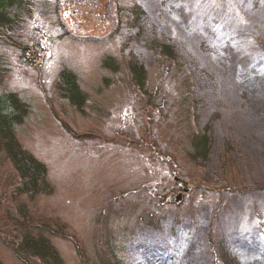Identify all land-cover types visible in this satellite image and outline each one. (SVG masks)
Listing matches in <instances>:
<instances>
[{
    "label": "rangeland",
    "instance_id": "374dc122",
    "mask_svg": "<svg viewBox=\"0 0 264 264\" xmlns=\"http://www.w3.org/2000/svg\"><path fill=\"white\" fill-rule=\"evenodd\" d=\"M3 13L0 95L28 105L14 132L49 188L21 192L0 146V264H49L40 239L60 264H264V0Z\"/></svg>",
    "mask_w": 264,
    "mask_h": 264
},
{
    "label": "trees",
    "instance_id": "16d2710c",
    "mask_svg": "<svg viewBox=\"0 0 264 264\" xmlns=\"http://www.w3.org/2000/svg\"><path fill=\"white\" fill-rule=\"evenodd\" d=\"M11 4L12 0H0V20L5 16L3 10ZM163 48L164 50L167 49L166 47ZM166 52L170 51L166 50ZM140 73L141 70L136 73L139 81L142 76ZM59 89L64 97L68 98L79 109H82L85 96L78 86L76 76L72 72L63 70L60 73ZM27 113L28 105L20 100L15 93L10 92L6 95H0V146L20 176V191L35 195L40 192H47L49 183L46 180V166L22 148L14 132V126L23 122V118ZM25 243H27V246L23 244L24 248H29L36 255L45 257L49 264H60L56 253L49 246H45L41 239L34 242L25 241Z\"/></svg>",
    "mask_w": 264,
    "mask_h": 264
},
{
    "label": "water",
    "instance_id": "95a60500",
    "mask_svg": "<svg viewBox=\"0 0 264 264\" xmlns=\"http://www.w3.org/2000/svg\"><path fill=\"white\" fill-rule=\"evenodd\" d=\"M175 198H176V200H179L181 198V195L179 194Z\"/></svg>",
    "mask_w": 264,
    "mask_h": 264
},
{
    "label": "flooded vegetation",
    "instance_id": "af4514ba",
    "mask_svg": "<svg viewBox=\"0 0 264 264\" xmlns=\"http://www.w3.org/2000/svg\"><path fill=\"white\" fill-rule=\"evenodd\" d=\"M181 185H183V183L181 182Z\"/></svg>",
    "mask_w": 264,
    "mask_h": 264
}]
</instances>
